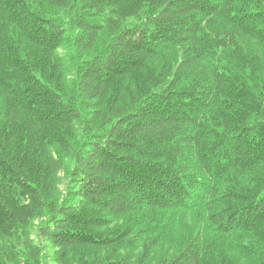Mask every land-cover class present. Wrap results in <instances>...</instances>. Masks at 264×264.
Instances as JSON below:
<instances>
[{"label": "trees", "instance_id": "trees-1", "mask_svg": "<svg viewBox=\"0 0 264 264\" xmlns=\"http://www.w3.org/2000/svg\"><path fill=\"white\" fill-rule=\"evenodd\" d=\"M44 243L58 264H264V0H0V264Z\"/></svg>", "mask_w": 264, "mask_h": 264}, {"label": "rangeland", "instance_id": "rangeland-1", "mask_svg": "<svg viewBox=\"0 0 264 264\" xmlns=\"http://www.w3.org/2000/svg\"><path fill=\"white\" fill-rule=\"evenodd\" d=\"M70 39H71V41L66 42L65 45L59 49L60 53H62L64 55V57H65L66 74H67V77H68L69 80L73 77V75L75 73V67H74V64L71 61V57H72V54H73L72 37ZM65 182L66 181H64L63 186L62 185L60 186L61 190L64 189ZM197 209L198 208H196V210ZM193 213H194V210H188V211H186V215H184L180 220L176 221L177 222L176 226H178L179 223L183 224L182 226H178L179 231H184V228L187 227V226L189 228H191L190 229L191 231L196 229L197 225L199 224V217L196 216V213L195 214H193ZM185 225H187V226H185ZM178 229H176V230L178 231ZM137 244L141 245L142 241L139 240L137 242ZM142 250H143L142 247L138 246L137 248H135L133 250V253L138 254ZM54 251H56V249H54L51 245L44 243V245H43V260H44V264H58V263H56V261H54L51 258L54 255V253H55ZM124 252H125V250H121V253H124ZM173 252H174V246L171 244L170 239L168 237H166L164 239L158 240V243L153 248L152 258L155 260V259H157L159 257H162V256H167V255L169 256Z\"/></svg>", "mask_w": 264, "mask_h": 264}]
</instances>
